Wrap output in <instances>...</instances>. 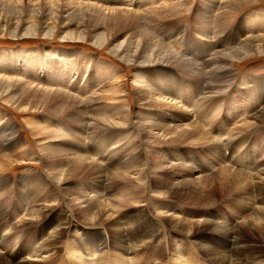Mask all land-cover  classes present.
<instances>
[{"label":"rangeland","instance_id":"obj_1","mask_svg":"<svg viewBox=\"0 0 264 264\" xmlns=\"http://www.w3.org/2000/svg\"><path fill=\"white\" fill-rule=\"evenodd\" d=\"M35 1L0 0V55L1 59H4L2 66L0 65V76L19 79L36 87L65 91L66 89L63 88V85L66 86L69 83L68 88L70 90L67 89L68 92H66L78 97L83 102V105L78 107V111L80 112L83 107L86 119L84 125L79 122H73L70 114L63 113L58 116L51 113L54 107L49 106H46V111L43 112L23 113L17 110L15 106L0 100V116H2L0 120V132L4 126H7L8 133L10 131L8 129L14 128L10 132L16 133L15 138H18L17 140L21 139L20 145H17L15 139L7 141L9 145L6 150L4 149V144L0 142L3 144L0 145V232L1 229H4V234L6 233L8 237L11 235L9 237L10 245L13 244V247L18 251L22 250V244L27 242L34 245L32 252L40 256H35L37 257V261H42L37 262V264H67V260L69 259L74 258L75 261L78 260L83 249L95 256V259H92L94 263L101 257L104 258L106 263L117 264L116 261L120 260L121 262L123 261L122 263L127 262V260L124 261L125 259L119 255L120 253H113L112 248L103 250L105 246L104 242L109 239V236H112L107 231L105 224L93 226L86 224L85 218H80L76 212L77 210L75 211L68 204V198L72 199L84 194L96 200H103L104 203L108 202L112 204V211L114 212L110 211V213L114 214L115 220L118 221V224L123 229V234H127L129 238H133L138 231H146L145 235L149 231L152 233V231L157 232L158 230L156 234H154L155 232L152 233L156 238H154V241H152V237H134L138 240H132L129 246V253L131 254L130 257L137 254H139V257H134V261L129 259L128 263L133 261L131 264H136L134 262L144 264L140 262L147 260L145 264H149L155 258L158 264H167L174 260V258L172 259V257L167 255L169 253L173 257L175 256V261L172 264H181L183 257L186 264L192 262L199 264L195 256H199L200 258V255L197 251L193 252L190 250V242L197 243L196 247L202 248L208 260L211 255L207 249L212 252L227 254L232 261L236 253L235 249L232 250L231 248L228 251L224 243L215 247L211 244L210 239H208L211 236H197V234L214 233L216 226L224 225L229 227V225H232L229 222L234 221L232 226L234 229H240V238L242 239V242L236 240L235 248L240 247L241 244L255 245L258 247V255H264V237L262 239L253 231H249L248 228L238 225L243 221L242 219L247 221V218L243 217L247 213L242 212L246 203L242 201V207H240V198L236 193L233 192L228 196L229 193L216 190L217 186L206 188L204 191L198 190L194 192L193 190L194 186L201 184H199L200 180L204 181V179H207L208 181H214L219 175H216V173L226 168L221 159L213 155L215 146H217L215 144L219 143V141L217 142L214 138L216 141L212 140L209 143H205L206 145L192 144L186 146L184 144L167 147V145H161L160 142L162 141L160 140L155 143L148 142L144 138V133L141 131L139 123L140 117L145 120L147 118L150 121L158 120V123L169 124L172 128H185L186 125L198 123L208 137L213 139L215 135L223 134L225 129L227 132L235 133L236 126L239 125L241 129L243 124L248 121L254 129H248L250 131H236L238 133L241 132L243 136L248 132L250 134L254 133L256 140L251 139L248 148L253 150V154H259L258 162L264 163V121H255L254 119V115L264 108V57H253L235 65H231L230 63L225 64L230 69L228 72V83H222L223 85L218 87L219 82H214L216 88L213 87L216 89L215 91H218V94L212 97L216 102L213 101L212 103V99L208 101V97L211 95V91L209 90V94L207 91L203 96L204 98L206 97L204 99L205 103L203 100H200L197 103L198 106L192 108L189 105V101H186V104L179 103V99H171L165 93L169 91V89H165V85L172 84L171 77L177 74V76L183 75L185 78L186 75L181 73V68L169 66L168 64H160L155 69L153 68L154 66L142 67L134 61L131 62L130 60L133 59L132 53L136 50L137 52H141L142 48H132L127 51L125 50V52L121 51L119 52L120 54H111L110 51L115 46L131 36V29L130 24L121 23V21L120 23L115 21L116 24H113L110 20H113L116 13L113 9H129L139 13L142 29L154 35L159 41H163L172 54L176 55L174 58H184L186 56L184 50L189 49L187 45L190 43L193 46L195 41H201L197 31L194 32V30L196 24H200V19L211 13L209 12L208 14L205 10V5L208 4L206 2H209V0L148 1L150 3H146L145 1L136 3L134 0L131 3L119 2L117 0H74L85 4H93L99 8L80 7L73 4L71 0V2L69 0ZM31 2L37 3L36 6L30 5L33 4ZM163 4H171L176 7L179 12L178 19H152L149 12L151 10L153 12L156 11ZM178 5H181L180 8ZM215 11L217 13L221 10ZM250 12L256 14L264 13V0L247 7L239 13L225 16L224 22L226 26L228 25V30L224 27V23L222 28H226L227 31L223 34H230L229 31L232 29L229 26L234 22H238L241 16ZM209 18L211 21L213 20L212 25H214L217 18L214 15H210ZM218 25H221V22H218ZM203 27L199 25L198 29ZM80 32L83 34V42L75 40ZM209 33L211 34V31ZM168 36H170L169 39ZM140 37L133 38V40L141 39ZM154 43L155 41L151 45L150 42L149 45L154 46ZM203 43L205 45L204 41ZM216 43L218 45L214 47L215 49L204 60L202 59L203 61H200L204 67L215 55V52L223 48L224 42L218 41ZM146 46V54L149 55L152 51L150 50L151 48H148L147 44ZM196 48H200V46L196 44ZM201 50H204V48ZM201 50L199 49V51ZM186 58L199 63V60L197 61L190 57ZM59 63L62 67L70 69L69 76L64 72L65 68L59 70ZM54 72L56 78H66L67 76L66 79L69 82L63 80V84L62 80L58 81L63 84L62 86H58V82L55 84L50 80V76H53ZM186 77L193 81L192 76ZM149 79L150 85L148 87L147 82ZM204 80V84L209 89V80L207 78ZM253 80L255 81L254 84ZM186 84H181L179 92H185L186 87L189 85L188 83ZM145 86L155 89L152 90L158 97L171 101L174 104L177 103V108L163 109V107L156 108L148 104H142L138 99L144 97L143 95L147 94L151 99L157 98V96L142 93ZM160 87L161 92L166 96L163 94L159 95ZM197 87L201 86L198 84ZM246 88H248L247 91ZM157 89H159V92ZM171 89L177 90V88ZM204 89L205 87H203V91ZM196 90V93H198V89ZM248 92H250V96L257 103V107L252 104L253 107L249 113L245 112L248 111ZM30 96L36 99L31 102L30 106H36V101L38 102L41 98L40 95ZM244 101L247 102L245 103ZM259 105L260 107L258 108ZM225 108L227 109L225 110ZM244 108L247 109L244 111ZM213 109H217L218 112L217 110L212 111ZM219 109L225 111L224 114H226V111H231L232 113L229 114L228 118H231V115L237 118L235 117L233 121L228 120V122H224L225 120L223 119V122H221L220 119L214 118V116L218 115ZM47 111H50V113ZM202 111L204 117H206V113L208 112L211 114H209V117L211 116L213 120L209 122L216 121L215 127L208 122L200 121L199 118ZM191 116H195V118H191ZM32 126L47 130V133L44 135L39 134V132L35 133L31 129ZM56 132L68 138L69 141L66 142L68 143L67 148L70 147L74 152L80 150L90 160L100 163L105 169L104 178L97 180V178L92 176H80L65 183H58L54 177L51 178L48 174L49 170L45 168L43 159H41V148L45 143L49 142L50 138L48 137L51 134H56ZM84 138L85 143L83 142ZM260 145L261 147H259ZM83 149H85V152L82 151ZM136 153L139 155H136ZM150 154L159 157L161 161H164L165 166H172L167 172H160L159 175L163 177V180L152 178V171L150 170L151 159L153 157H150ZM245 162L247 166V160ZM209 165L216 166L214 172H207L203 176L201 174H193L198 167L199 169L209 168L207 167ZM248 166L252 167L253 165L248 164ZM119 168H123L121 172L126 177V182H120L119 178L112 174L116 170L119 171ZM139 172L142 179L140 177L137 178ZM247 173L251 174L253 172ZM159 182H161L159 190L167 192L166 194H170L171 197L165 198V193L154 192L158 190L154 186H157L158 184L156 183ZM46 183L48 184L47 186ZM100 183L105 185H101ZM178 185H188L189 190H192V194L173 192L176 189L174 187ZM29 188L31 190L30 193L34 196L36 194L35 197L31 198L32 201L27 198V190ZM136 191L140 193L139 197L134 196ZM71 195L72 197H70ZM259 195L257 194V198L260 201ZM123 196L127 197L132 205L125 208H118L117 205L114 206L116 200L126 199ZM260 196L264 197V194ZM24 198V206L20 208H28L29 214L27 212L21 214L18 209V206L22 205ZM208 202L212 203L208 204ZM27 203L26 208L25 204ZM206 203L208 205H205ZM248 203L252 204V200H249ZM237 206L239 208L238 212H240L239 216L243 217L240 220H238V217L237 219H232L235 217L234 212ZM40 208L42 210H39ZM156 208H160L164 213L170 210L167 213L168 215L170 214L169 216L176 217L183 222H201L203 225L197 226V224H194L192 232H196V234L192 236L178 233L174 236L175 233L172 232V229L168 228L166 219L162 215L157 216L156 213L159 210ZM252 209L254 210V208ZM260 209L264 210V208ZM202 211L204 212L203 215L198 216ZM159 213L161 212L159 211ZM229 218H231V221ZM57 220L66 223L61 226L62 228L60 227L61 236L51 252L46 250L41 255L43 239L46 238L45 243L49 239V236L58 228L59 222ZM221 221L227 223L219 224ZM153 222L159 223L162 228H157L156 223L155 226L152 225ZM43 228L45 232H43ZM163 228H165L164 231H162ZM166 230L167 233H165ZM99 232L103 235H99ZM165 234L170 238L163 236ZM188 237L194 240L190 241ZM219 237L225 238L226 236ZM159 242L161 246L158 245ZM214 242L216 245H219L220 239H214ZM98 244H100V247L97 250L96 245ZM109 245L111 246L110 242ZM73 250L77 254L80 253L79 257L76 256L77 258H75L70 255ZM70 256L72 258H69ZM2 258L0 256L1 262ZM80 259L85 262L91 259V257L84 258L82 256ZM260 260L264 263V258L260 257L258 262ZM7 263L14 264L10 260H7ZM213 263L221 264V261L213 260Z\"/></svg>","mask_w":264,"mask_h":264},{"label":"bare ground","instance_id":"obj_2","mask_svg":"<svg viewBox=\"0 0 264 264\" xmlns=\"http://www.w3.org/2000/svg\"><path fill=\"white\" fill-rule=\"evenodd\" d=\"M33 1H35V0H33ZM50 1H52V0H50ZM56 1H58V0H56ZM71 1L73 4L80 6V7L99 8L93 4H85V3L77 2L74 0H71ZM117 1L124 2V3H128V2L131 3L132 2V0H117ZM134 1L136 3H140L141 1H145L146 3L148 1L154 2V0H134ZM262 1L263 0H209V2L207 1L206 3H208V4L205 5V8H206L205 10H206V12H208V14H209V12H211V13L209 15L204 16V18L200 19L199 25L204 26V27L198 29L199 25L196 24V28L194 30V32L197 31L198 35L201 38V41H195L194 40L195 42L193 43V46H192V44L189 43L187 45V47L189 49L184 50V53L186 55L184 58L178 57V56H177L178 58H174V57H176V55L174 56L172 54V52L170 51L168 46L163 41H159L158 39H156V37L154 35L143 30L142 26H141V17L139 16V13H136V12L129 10V9H113V11L116 13H115L113 20H110V22L113 24H116L115 21H117V23H120V21H121V23L130 24L131 36L128 37L127 40H125L122 43H120L119 45L115 46L112 49V51H110V52H111V54H118L121 51L125 52V50L127 51V50H130L132 48H134V49L142 48L141 52H137V50H136V51H134V53H132L133 59L130 60L131 62L134 61L135 63H138L142 67L154 66L153 68H155V69L160 64H168L169 66H176L178 68H181L182 74H184L188 77L192 76L193 81L189 80L186 76L184 78L183 75L177 76V74H176L173 77H171L172 84H169V85L167 84V86L165 85V89H169V91H167L169 93L165 92L167 97L169 96L171 99H179V103H184V104L187 103L186 101H189L190 107L196 108L198 106L197 103H199L200 100H203V102H204V99L206 97L204 98L203 96L206 94L207 91L209 94V90H210L211 95H210V97H208V101L212 99V103H213V101L216 102L214 100V98L212 97V96H215L218 94L217 93L218 91H215L216 86H214L215 85L214 82H216V81L219 82L217 85L218 87H221L224 83H228V77H229L228 72L230 71V69L228 67H226L225 64L230 63L231 65H235V64H239V63L245 61L246 59H250L253 57H264V13L256 14V13L250 12V13H246V15H244V16H241V19L238 20V22H234L231 24L232 26L231 25L229 26L232 29L231 31H229L230 34L229 33L223 34L228 30V28H227L228 25L226 26V23L224 22L225 16L231 15L234 13H239L240 11L245 10L247 7L255 5V4L260 3ZM35 2L34 3L31 2L33 4H30V5L36 6L37 3H35ZM158 2H160V1H158ZM148 3H150V2H148ZM178 6L180 8L181 5H178ZM183 9H184V7H183ZM215 10H221V11L216 13ZM73 13L77 14L76 12H73ZM149 13H151L152 19H155V20H166V19L176 20V18L178 19L177 16H178L179 12H178V9L171 4L170 5L163 4L156 11L153 12V10H151ZM210 15H214L217 18V20H215L214 25H212L213 20L211 21L209 18ZM206 22L208 23V25ZM218 22H221V25H218ZM224 23H225L224 27H226L227 30H226V28L223 29L224 27L222 28ZM210 31H211V34L209 33ZM187 33H190V32H187ZM204 34H206V35H204ZM177 35H178V33H177ZM138 36L139 37L141 36L140 37L141 39L133 40V38H136ZM82 37H83V34H81V32H80L77 35V38H75V40H78L79 42H83L84 39ZM175 37H176V35H175ZM169 38H170V36H168V39ZM156 40H158V41H156ZM153 41H155L154 46H150L149 45L150 42H151V45H153L152 44ZM203 41L205 42V45H204ZM215 41L216 42L221 41L222 43L224 42V45L222 46L223 48L221 50H218L217 52H215V55L212 57L211 60L208 61V64L204 67L200 63V61H203L204 58H206L208 56V54L212 50L215 49L214 47H216L218 45ZM102 42H104V41H102ZM146 44L148 45V48H151L150 50L152 51V53H149V55L146 54V49H147ZM196 44H198L200 46V48H196ZM203 48H204V50H201ZM199 49L201 51H199ZM142 50H143V53H142ZM0 54H1V51H0ZM186 57H190L191 59H195L197 61L199 60V63L192 61ZM1 58L2 57L0 55V65L2 66L4 59L2 60ZM59 65H60L59 70H62L65 68L64 72H66L67 75H68V73L70 74V69H68L67 67H62L60 63H59ZM30 70H32V69H30ZM53 74H54L53 76L50 74L51 75L50 80H52L55 84H56V82L61 81V80L67 81V79H66L67 76H66V78H64V77H61L59 75L61 78H56L55 72ZM63 75H64V73H63ZM47 76H49V74H47ZM205 78H207L209 80V83H208L209 89H207L206 84H204ZM211 78H212V80H211ZM67 82H69V81H67ZM190 82H192V83H190ZM254 82L255 81L253 80V84H254ZM61 83H59L57 85L62 86L64 84V81H63V84H61ZM147 83H148V87H149L150 79L148 80ZM186 83H188L189 85H188V87H186L185 92H183V91L179 92V89H181V84H186ZM68 84L69 83H67L66 86L63 85V88L66 89V91H67V89L70 90L68 88L69 87ZM198 84L201 87H197ZM202 84H203V86H202ZM157 85H159V84H157ZM148 87L145 86V89L142 90L143 91L142 93H148V94H151L152 96H157V94L153 91L155 89L148 88ZM203 87H205L204 91H203ZM171 88H177V90H172ZM196 89H198V93H196V91H197ZM247 89L248 88H246V91H247ZM157 90L159 92V89H157ZM66 91L61 90V89H48V88L46 89V88H42V87H38V86L36 87V86L30 85L29 83L24 82V81L19 80V79H13V78H7V77L0 76V100L5 101L9 105L15 106L17 108V110H19L20 112H23V113H26V112H43V111H46L45 110L46 106L54 107L53 108L54 110L51 113H54L58 116L62 115L63 113H68V114H70L71 119H73V122H79V123L84 125L86 117L84 116V113H83V107H82L80 112L78 111V107L82 106L83 102L78 97L72 96L71 93L69 94V93H67L68 91L67 92ZM37 94H39L41 98L38 100V102L36 101V106H30L31 102L36 100L35 98H32L30 95L36 96ZM160 94H163L161 92V87H160L159 95ZM247 94H248V97H247L248 111H245V109H247V108H244V111L249 113V111L253 107L252 104H254V106L257 107V103H255L256 100H254V98L252 96H250V92H248ZM163 95H165V94H163ZM143 96L144 97H142L141 99H138L142 102V104H146V105L148 104V105H151V106L156 107V108H162L163 107V109H172V108L176 109L177 108L176 107L177 103L174 104L171 101H167L164 98L162 99L161 97L157 96V98L151 99L150 96L147 94L143 95ZM243 96H244V94H243ZM180 101H182V102H180ZM207 103H209V102H207ZM249 104H250V107H249ZM259 107H260V105L258 106V108ZM226 109L227 108H225V110ZM214 110H217V109H213L212 111H214ZM47 112L50 113V111H47ZM217 112H218V110H217ZM224 112L225 111H221L219 109L218 115L216 114L217 116H214V118L216 117V119H220L221 122H223V119L225 120L224 122H228V120L233 121V119L236 117V116L232 117V115H231V118H228L230 116L229 114H231L232 112L226 111L227 115L224 114ZM206 114H207L206 117H204L203 116L204 113L202 111L201 117L199 118L200 121L208 122L213 127H215L216 121L209 122L210 120H213V119L211 116L209 117V114H210L209 112ZM1 117L2 116H0V120H1ZM60 117H62V116H60ZM191 118H195V116H191ZM254 119H255V121H264V108L261 109L260 112H257V114L254 115ZM146 120L144 118L140 117L139 123H140L141 131L144 133V138L148 142L155 143L156 141L160 140V141H162V142H160L161 145H167V147H168V146H180V145H184V144H186V146L192 145V144L201 145V144L209 143L212 140H214V141L217 140V142L219 141V143H217V144L214 143L217 146H215V152L213 155L220 158L221 162L224 164V167H226V168L223 170H220L216 173V175L217 174H219V175H218L217 179H215L214 181H212V180L208 181L207 179H204V181L200 180L199 184L200 183L201 184L194 186L193 190H194V192L198 191V190L204 191L206 188H209V187L211 188V187L217 186V189L215 188L216 190H218V191L221 190V191H223V193L224 192L229 193L228 196H230V194L233 192L236 193L238 195V197L240 198L239 199V201H240L239 206L242 207V201H244L246 203L244 210L242 208L241 209H242V212L247 213V214L243 215L244 218H247V221L242 219L243 217L239 216L240 212H238L239 211L238 206L236 207V210L234 212L235 217L232 219H237V217H238V220L242 219L243 221H241L239 224H238V222H236V223L242 227L248 228L249 231H251V232L253 231L257 235H259L260 238L263 239V237H264V210L260 209V208H264V197H262L260 195L264 194V193L262 194V192H264V163L261 164L260 162H258L259 154L258 155L253 154L252 153L253 150H250L248 148L250 140L251 139L256 140L254 138V133L250 134V132H248L251 129H254V128H252L251 124L248 123V121H247V123L243 124V126L241 124V126H242L241 129H240L239 125L236 126V129L234 128L235 133H233V134H232V132H227V130L225 129V132L223 134L217 135V136L215 135L212 139L211 137L210 138L208 137V135L204 132V130L202 129V127L198 123L186 125L185 128H180V127L172 128L169 124L158 123L159 122L158 120H154L155 122L152 120L150 121L147 118H146ZM6 127L7 126L2 127L3 130H1V132H0V139H1L0 142H2L4 144L5 150L8 148V145H9L7 143V141H11V140L15 139L17 141V145L21 144V139L17 140L18 138H15L16 133L10 132L11 130H14V128L8 129V130H10L8 133ZM32 127H31V129L35 133L39 132V134L41 133V135H44L47 133L46 132L47 130L45 131L43 129L34 128V127L32 128ZM44 129H46V128H44ZM248 129H250V130H248ZM236 130L237 131L238 130L239 131L248 130L247 131L248 133H246L243 136L241 132L238 133ZM48 131H49V129H48ZM155 131H157V132H155ZM78 134H82V133H78ZM48 138H50L49 142H48L49 144L45 143L44 146L41 148V155H42L41 159H43L45 168L49 170V172H48L49 176H51V178L54 177L56 182L65 183L71 179L74 180L73 178L80 177V176H85V177H91L92 176V177L97 178V180L104 178L105 169L103 168V166L95 160H90L80 150H76L74 152L73 149H70V147L67 148L68 143H66V142H68L69 140L63 134L56 132V134L55 133L51 134ZM83 142L85 143V138L83 139ZM3 144L0 143V145H3ZM218 144H219L220 148L218 147ZM157 145H159V144H157ZM259 147H261V145ZM74 149H76V148H74ZM82 151L85 152V149H83ZM226 152L229 153L228 156H226ZM132 155H134V154L132 153ZM136 155H139V154L136 153ZM150 157H153V159H151V170H150V171H152L151 172L152 178H155L156 180H163V177L161 175H159L160 172H163V171L167 172V170L172 168V166H169V167L165 166L164 161H161V159L159 157H157L156 155L152 154ZM245 160H247V166H246ZM248 164L251 166L253 165V166L249 167ZM124 167H125V165H124ZM207 167H209V168L199 169V167H198L196 170L194 169L195 171L193 172V174H201V176H203V174H207V172H211V171L214 172L215 168H216L215 165H212V166L209 165ZM126 168H128V167H126ZM122 169L119 168V171L116 170L112 174L116 175L119 178L120 182H126V177H124L122 172H121ZM250 171H252L253 173H251V174L247 173ZM139 177L142 179V176H140V172H139V175L137 176V178H139ZM204 178H206V177H204ZM37 179H38V177H37ZM133 179L135 180V178H133ZM100 184L105 185L102 183H100ZM156 184H158V185L157 186L155 185L154 188L158 189V190L154 191V192H157V193L159 192V193H163V194L165 193V195H164L165 198L171 197L170 194H166L167 192H163V191L159 190V185L161 184V182L156 183ZM43 185H44V183H43ZM47 185L48 184L46 183V186ZM174 188H176V189L173 192H179L182 194H185V193H191L192 194V190H189L188 185H183V186L178 185ZM67 189H68V187H67ZM63 190H64V188H63ZM37 191H38V189H37ZM27 192H28L27 198L30 201H32L31 198L35 197L36 194L34 196L32 193H30L31 192L30 188L27 190ZM257 194L258 195L260 194L259 195V197L261 198L260 201L257 198ZM68 195H70V194H68ZM139 195H140V193L138 191H136L134 196L139 197ZM70 197H72V195ZM123 197H125V196H123ZM125 198H124L125 200H123V199L122 200H116V204H114V206L117 205L118 208L119 207L125 208L128 206L130 207V205H132V203L128 201L127 197H125ZM134 198H136V197H134ZM68 200H69L68 204L73 209H75V211L77 210L76 212L79 214V217L85 218L86 224H89L92 226L96 225V224H105L106 225L107 231L110 234H112V236L108 235L109 239H107L106 242H104L105 246H104L103 250H105L107 248H109V249L112 248L111 250H113V253H116V252L120 253L119 255L123 259H125L124 261L127 260V262H124L125 264H131L134 261V257H139V254L133 255V257H130L131 254L129 253V250H130L129 246H130V243H132V240H138V239H135L136 237H148V238L152 237V241H154V238H155L154 234H156L158 232V230H157V232L152 231V233L155 232L152 235V233L149 231L144 235V233L146 231H142V232L138 231L135 233V236L133 235L135 238L130 237L131 238L130 239L127 234H125V233H124L125 235L123 234V229L118 224V221L115 220V218H114L115 216L112 213V212H114V211H112L113 210L112 204H109L108 202H107L108 204L104 203L103 200L102 201L100 199L96 200V199L91 198V196L89 197L88 195H84V194L81 196H77L75 198H72V199L68 198ZM136 200H137V198H136ZM249 200H252V204L248 203ZM113 201H115V200H113ZM24 202H25V198L22 201V205L20 204V206H18L19 207L18 209L20 210L21 214L26 213V212L27 213L30 212L29 209L27 208L28 203L25 204L27 209L20 208V207L24 206ZM212 202H208V204H210ZM208 204L206 203L205 205H208ZM252 208H254V210ZM39 210H42V208H40ZM157 210H159L161 212V213H159V211H158V213H156L157 216L162 215L166 219V223L169 226L168 228L172 229V232L175 233L174 236H176L177 233L178 234H184L186 236H192V235L196 234V232H192V230H194L193 229L194 224H197V226L203 225V223H201V222L187 223V222H183V221L179 220L176 217L169 216L170 214L168 215L167 213H169L170 210L166 211L167 213L162 212V210L160 208ZM110 211H112V212L110 213ZM203 213H204L203 211L200 212L198 216L203 215ZM36 219H38V218H36ZM229 219L231 221V218H229ZM156 221H157V219H156ZM234 222H229V224L233 225ZM155 223L153 222L152 225L155 226ZM221 223L226 224L227 222L221 221L219 224H221ZM65 224L66 223L59 222L58 228L52 233L51 236H49V239L45 243H44V241L46 238L43 239V242H42L43 245L41 246L42 247L41 255H43V251L48 250L51 252L54 249V246H55V244H57V240L60 238L61 233H62L61 232V228H62L61 226L65 225ZM232 225H229V227H226L224 225L216 226V228H214V233L209 232L208 234H205V233L197 234V236H201V235H203L205 237L211 236L208 239H210L211 244H213L215 247H218L222 243H224V245L228 248V251L231 248H232V250L235 249L236 253L234 254V256L231 254L233 256L232 261L229 259L227 254L224 255L221 252L220 253L219 252H212L209 249H207L211 255L209 260H208L205 257L204 251H202V248H197L196 247L197 243L190 242V241H193L194 239L188 237V239L190 240L189 246H191L190 250H192L193 252L197 251L198 254L200 255V258H199V256L194 255L195 258L199 261V264H214L213 260L214 261L215 260L221 261V264H253V263L264 264L263 261H261V260L258 262V259L260 257L264 258V255L263 254L258 255L259 251H258L257 246L247 245V244L243 245L240 243L241 246L238 248L237 247L235 248L236 240L242 242V239L240 238V229H238V228L234 229V227ZM156 226H157V228H162V227H160L159 223H156ZM164 227L167 228L166 226H164ZM165 228H163L162 231H164ZM3 231H5V230L1 229V232H0V256H1V258L3 257L4 259L2 258V262L0 261V264H9V263H7V260H10L14 264H27V263L37 264V262L41 261V260L37 261L36 258L40 257V256H38L37 254H34L32 252L34 245H31V243L27 242L25 244H22V246H21L22 250L18 251L13 247V244L10 245L9 237L11 235L8 237L6 235V233L5 234L3 233ZM43 232H45L44 228H43ZM212 232H213V230H212ZM165 233H167V230L165 231ZM13 234H16V233H13ZM131 234H134V233H131ZM99 235H103V234L101 232H99ZM163 236H167V234H165ZM219 236H226V237L220 238ZM168 238H170V237H168ZM165 239H166V237H165ZM214 239H220V244L216 245L214 242ZM158 240H159V238H158ZM109 242H110L111 246L109 245ZM128 242H129V244H128ZM160 242L158 243L159 246H161ZM161 244H162V242H161ZM167 244L169 245V243H167ZM14 246H15V244H14ZM35 247H36V244H35ZM96 247L98 250L100 247V244L96 245ZM155 249H157V248H155ZM204 250H206V249L204 248ZM84 251L85 250L83 249V252H81L80 257H79L80 253L77 254L74 252V250L72 253L70 251V253H71L70 255L74 256L75 258L79 257V259L75 261L74 258H72V256H70L69 258H72V259L67 260V264H77V263H79V264H95V263L96 264H112L111 262L106 263L104 261V258L101 256H100L101 258L97 259L96 262L94 263L92 261V259H95V256H93L91 253H88L86 251L84 253ZM261 251H262V249H261ZM1 253H2V255H1ZM66 253H68V252H66ZM123 254H125V256H123ZM167 255L169 257H172V259L174 258L173 261L167 263V264H172L175 261V256L173 257V255H170L169 253ZM35 256H37V257H35ZM82 256L84 258L85 257L88 258V256H90L91 259H88L85 262H83L82 259H80ZM44 257H46V256H44ZM117 259H119V258H117ZM129 259H132L133 261L128 263ZM146 261L147 260H144L143 262H140V263L145 264ZM116 262H117V264H124V263H122L123 261L121 262V260L116 261ZM134 263L137 264V262H134ZM149 264H158V262L154 258V259H152V261L149 262ZM160 264H164V263H160ZM181 264H186L184 257L181 261ZM190 264H196V263L192 262Z\"/></svg>","mask_w":264,"mask_h":264}]
</instances>
